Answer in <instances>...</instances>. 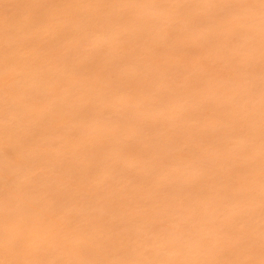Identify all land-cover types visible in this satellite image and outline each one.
<instances>
[{"label": "bare ground", "instance_id": "bare-ground-1", "mask_svg": "<svg viewBox=\"0 0 264 264\" xmlns=\"http://www.w3.org/2000/svg\"><path fill=\"white\" fill-rule=\"evenodd\" d=\"M0 264H264V0H0Z\"/></svg>", "mask_w": 264, "mask_h": 264}]
</instances>
